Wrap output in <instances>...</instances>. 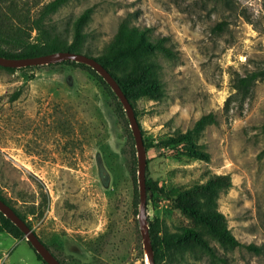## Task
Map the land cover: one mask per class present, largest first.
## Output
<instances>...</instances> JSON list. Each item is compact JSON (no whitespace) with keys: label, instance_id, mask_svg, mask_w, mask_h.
<instances>
[{"label":"rangeland","instance_id":"374dc122","mask_svg":"<svg viewBox=\"0 0 264 264\" xmlns=\"http://www.w3.org/2000/svg\"><path fill=\"white\" fill-rule=\"evenodd\" d=\"M88 8L84 55L98 56L122 20L170 39L176 58L158 59L162 98L135 103L142 140L183 133L212 113L215 123L196 141L209 159L144 147L145 179L174 195L228 175L217 209L242 246L212 245L226 264H264V79L245 94L233 89L264 69V0H72L51 23L70 41L72 22ZM114 111L115 100L80 67L0 69V188L20 211L43 205L30 226L61 264H147L134 141ZM146 214L148 227L158 219L170 233L191 225L166 200L155 208L147 201ZM0 264L42 263L23 240L0 233Z\"/></svg>","mask_w":264,"mask_h":264},{"label":"trees","instance_id":"16d2710c","mask_svg":"<svg viewBox=\"0 0 264 264\" xmlns=\"http://www.w3.org/2000/svg\"><path fill=\"white\" fill-rule=\"evenodd\" d=\"M44 1L0 0V57L20 59L57 52L81 53L83 51L84 29L90 19L91 8L81 12L72 22L71 40L68 41L57 32L56 25L51 23V16L72 0ZM221 25L218 24L215 29L221 31ZM176 55L174 46L168 37H154L149 29H140L128 20H122L119 23L114 36L98 56L92 57L86 54L94 58L118 83L131 104L136 119L139 115L135 106L137 100L158 101L164 94L161 65L158 59L172 60L176 58ZM58 64L80 67L92 74L115 100L114 113L116 116L125 120L121 104L102 78L93 70L71 61ZM32 68L0 67L7 72H26ZM263 79L264 69L251 72L244 77L237 78L233 89L245 94L253 83ZM214 123L212 113L202 115L185 132H176L173 136H167L156 143L152 140L143 141L144 147L146 149L167 148L191 159L207 162L208 154L197 147L196 141L205 127ZM127 127L128 123H125V128ZM262 130L264 132V126ZM132 175L135 176L134 169H132ZM133 182L135 184V179ZM231 186L228 175H212L204 183L173 195L159 187L152 179H145L147 201L151 202L153 208L162 200L169 201L175 210L191 221L190 226L181 227L174 233H170L158 219L149 222V236L155 264H189L190 262L198 263L203 259H206L208 264H216L217 261L226 264L225 260L217 255L216 247L212 243L223 250H233L242 246L227 229L225 217L217 209L218 199L225 195ZM135 198L137 199L136 192ZM0 200L9 206L29 228H31L30 219H40L44 212L42 204L37 207L32 205L23 211L16 209L11 200L5 197L1 188ZM29 216L30 219H28ZM0 233H7L15 240H23L30 247L23 234L1 213ZM38 239L50 250L39 237ZM247 248L254 252L258 251L253 246H247ZM51 254L57 259L52 252ZM35 257L45 264L38 255L35 254Z\"/></svg>","mask_w":264,"mask_h":264},{"label":"water","instance_id":"95a60500","mask_svg":"<svg viewBox=\"0 0 264 264\" xmlns=\"http://www.w3.org/2000/svg\"><path fill=\"white\" fill-rule=\"evenodd\" d=\"M65 61L82 64L93 70L105 84L109 87L111 92L115 95L118 102L124 111L127 119L128 127L134 141V148L137 160V188H138V213L136 216L140 235L142 239L143 252L148 258L149 264H152V248L149 236V227L147 222V193L145 187V152L144 143L141 136V131L138 126L133 108L128 102L118 83L114 78L92 57L81 53L57 52L44 56L20 59H8L0 57V67L8 69H20L25 67H41L55 65ZM0 213L8 219L24 236L25 241L30 244L31 249L38 255L45 264H60L58 260L51 254V252L40 242L33 230L29 228L4 202L0 200ZM135 248L133 246L132 254Z\"/></svg>","mask_w":264,"mask_h":264},{"label":"bare ground","instance_id":"6f19581e","mask_svg":"<svg viewBox=\"0 0 264 264\" xmlns=\"http://www.w3.org/2000/svg\"><path fill=\"white\" fill-rule=\"evenodd\" d=\"M147 264H148V261H147Z\"/></svg>","mask_w":264,"mask_h":264}]
</instances>
